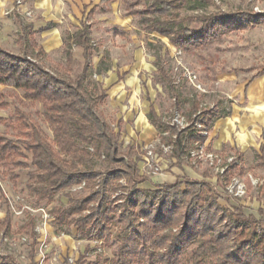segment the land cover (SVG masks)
<instances>
[{"label": "trees", "instance_id": "obj_1", "mask_svg": "<svg viewBox=\"0 0 264 264\" xmlns=\"http://www.w3.org/2000/svg\"><path fill=\"white\" fill-rule=\"evenodd\" d=\"M210 4L213 2L208 0H135L125 3V11L137 18L140 30L165 38L187 53L207 47L225 33L243 30L246 25H264V15L223 13L217 8L181 16L187 5L204 9ZM17 21L19 52L11 53L0 45V86L21 92L19 105L5 118L0 117V125L13 133V138L0 134V176L16 185L18 170L25 169L29 161L33 170L28 172V193L34 197V206L53 204L50 214L56 232L72 228L86 239L96 230V237L104 240L111 252V258L97 256L88 264H264L263 209L258 210L257 218L245 214L240 206H221L213 186L204 180L176 179L153 189L140 187L145 179L139 173V156L132 147L121 149L119 130L101 112L106 93L92 81L89 60L93 48L87 26L66 34L64 64L52 72L39 61L43 54L31 27ZM72 45L84 49L86 60L75 79L71 77ZM161 63L160 56H156L154 82L174 100L176 108L186 107L187 126L164 122L152 106L147 118L159 135L167 134L161 137L162 142L172 146V155L180 165L206 138L196 124L209 132L217 119L226 116V110L220 102L202 110L195 99H182ZM35 104L42 105L41 117L52 139L47 138L33 115L22 109ZM8 108L0 93V110ZM95 161L104 162L107 168L97 170ZM256 166L264 173V153L256 156ZM244 174L240 160L228 165L215 184H228L233 177ZM123 178L131 184H122ZM244 182L250 190V179L245 177ZM81 183V191H69ZM60 195L65 201L54 204ZM2 197L8 209L0 220V229L7 234L11 209ZM34 226L35 217L27 213L17 231L31 238V258L37 244ZM88 250L84 248L76 264L85 263ZM11 261L10 256L0 255V264Z\"/></svg>", "mask_w": 264, "mask_h": 264}, {"label": "rangeland", "instance_id": "obj_2", "mask_svg": "<svg viewBox=\"0 0 264 264\" xmlns=\"http://www.w3.org/2000/svg\"><path fill=\"white\" fill-rule=\"evenodd\" d=\"M20 1L23 5L26 2V0ZM133 1L135 0H123V2L119 3L116 8L117 14L122 16V18L120 17V19L123 20L121 26L126 30L124 38L119 39L112 34L113 29L118 28L119 26H101V29H97L95 23L92 26V38L93 46L97 49L99 56L105 51L108 53L109 59H107L105 64H108L110 67H115L121 72H123L125 67L130 68L136 66L138 74L133 77L132 82L140 85V98L142 100H144V98L149 100L150 98L145 89H147L146 86H153L152 76L156 71L154 64L156 56H160L162 62L161 65L179 90L181 98L187 100L195 99L198 103L199 109L203 110L210 108L212 105H217V103L220 102L222 107L225 108L226 114H228V111H230L233 106L243 104L244 98L241 88L245 80L258 74L264 67V25H255L253 27L246 25L243 30L225 33L219 39H214L207 47L187 53L169 44L165 38H160L157 35H147L144 31L140 30L137 25V18L127 17L125 14V3H131ZM208 1H212L214 5L210 4L204 9H193L192 5H187L181 10V16L202 14L204 12L215 10V8L223 13L242 11L256 16L264 15V0ZM1 3L2 0H0V20L4 18L9 19L13 23V30L10 31L8 35L0 31V45L9 52L17 54L19 49L17 45L14 44L17 28L16 23L13 20L12 11L15 7V0H10L6 4ZM140 7L141 5H139L137 9ZM85 21L88 23L90 22L87 18H85ZM99 23L104 24V21ZM135 58L137 59L135 60ZM34 59L38 60L37 58ZM56 62H62L59 55L41 61L40 63H42L49 71L54 72V63ZM97 79L100 80V78ZM97 79L96 76H92V81L97 82L99 88L103 89L102 84L97 81ZM153 89L154 91L149 92V94L151 93L154 95V107L159 117L163 121L171 123L175 120H184L186 107L183 106L181 108H176L175 102L166 92L162 91L159 86H153ZM0 93L3 94L4 101L9 104L7 110H0V117L5 118L13 111L15 106L19 105L18 101L21 92L5 86H0ZM127 95L130 97L132 92H127ZM22 109L31 113L39 123L47 138L52 139V133L49 126L41 117L42 105L35 104L33 106L23 107ZM101 112L111 124L116 126V118L114 117L115 113L108 104H104L101 107ZM0 134L7 138H13L11 130L6 129L2 125H0ZM209 136L210 135L208 134L206 138H209ZM153 141H155L154 137H149L146 140H139L132 136L128 137L127 135L121 134L119 144L122 150L127 146L133 148V146H135L134 144H137L135 152L139 154L141 159L145 155V147ZM203 146L204 145H202V147ZM203 150L205 151L204 147ZM154 152L157 156V162L159 161V175H172L170 169L174 165V161L172 160L171 153L163 152L159 146H156ZM217 153L222 160L225 159L224 157L226 154L230 155V151L227 149ZM184 162L183 166L193 169L203 176L202 180L211 183L215 192L219 196L218 202L221 206L227 204L230 206H240L243 208L245 214H253L257 218L259 217L258 210H264V187L260 188V182L264 183V173L257 168L254 153L250 154V156H243L241 162L244 165L245 174L240 179L244 182L245 177H251L254 182L258 183L252 185L250 190L245 188V194L240 198L228 196L225 189L227 184H219L218 186L215 184L223 174L216 173L214 168L205 160H197L194 164L193 160L191 161L190 159L184 160ZM27 164L28 166L25 169L18 170L20 178L14 186L8 180L0 176V220L5 217L8 209L7 203L2 196L4 195L8 202L11 201V205L8 203L11 209V224L10 230L6 231L9 243L2 246L5 253H12L10 255L12 258L10 264H29L30 262L35 264L34 259L30 257L31 248L28 249L18 241V237L21 234L17 233V231L25 223L27 213H15L19 209V203L14 201L15 198H23L30 207H33L34 205V197L30 196L27 190L28 172L32 171L33 167L29 164V161H27ZM94 165L97 170H105L107 168V165L102 161H95ZM139 173L145 181L153 176L150 172H145L144 169H142V165ZM204 174L209 176L205 178ZM121 183L130 185L131 181L123 178ZM64 201V196L60 195L55 198L54 204ZM36 223L37 225L39 224L38 218ZM52 230H54L53 226ZM0 232H3V230L0 229ZM52 232L55 234L54 231ZM258 232L259 231H257V233ZM25 237H29V235H26ZM51 238H53V236H51ZM44 239L46 238L44 237ZM29 240L31 241V239ZM52 242L53 241H51L49 237L45 240L47 251L44 264H57L52 262L53 253L59 255V264H63L67 255L72 251V242L68 239L56 243ZM89 251H91L90 248L88 252ZM7 256L9 257V255ZM23 256L25 259H22ZM96 257L95 254H90L84 264L93 262ZM111 257V252L106 249L105 255L102 258L105 259Z\"/></svg>", "mask_w": 264, "mask_h": 264}, {"label": "crops", "instance_id": "obj_3", "mask_svg": "<svg viewBox=\"0 0 264 264\" xmlns=\"http://www.w3.org/2000/svg\"><path fill=\"white\" fill-rule=\"evenodd\" d=\"M8 1L10 0H2V3L6 4ZM121 2L123 0H110L109 2L103 0H26L19 11L29 10L32 15L30 18H26L16 11L13 12V20L17 28L16 38L19 31L17 21L19 19L24 24H28L31 27V32L34 33V39L43 54L42 58L39 59L40 62L59 55L62 62L54 63L55 70L60 65L62 66L65 61L63 50L66 34L72 35L83 26H87L88 36L93 48L89 65L96 79L100 78L97 81L102 84V90L106 93L105 104H108L115 113L116 126L112 124V127L115 130H119L120 135L132 136L139 140L154 137L155 141L150 143L159 140L163 143L161 137L167 136V134L159 135L147 118L150 106L154 108L158 115L154 107V95L149 94V92L154 91L153 86H159L164 91L162 86L154 82L156 71L152 76L153 86H146L147 89H145L150 98L149 100L145 98L142 100L140 98V85L132 82L133 77L138 74L136 66L125 67L123 72L115 67H110L108 64H105L107 59H109L108 53L105 51L99 56L97 49L93 46L92 26L94 23L97 29H101V26H119L113 29L112 34L119 39L125 37L126 30L121 26L123 20L120 17L122 18V16H119L116 12L117 5ZM126 16L133 17L127 14ZM85 18L89 19L90 22H86ZM102 21H104V24L99 23ZM12 25L13 23L9 19L4 18L0 20V31L8 35L13 30ZM16 38L14 40L15 45H17ZM17 47L19 49L18 45ZM71 57L73 59L71 77L75 79L82 72L86 63L84 49L80 46L72 45ZM102 60L103 63L99 65ZM97 69L100 71L96 73ZM129 91L132 92L130 97L127 95ZM241 92L244 98L243 104L233 106L225 117L217 119L208 133L210 135L209 138H205L204 144H201L204 145L206 153L218 157L219 154L217 152H221L224 149L229 150L230 155L224 154V158L233 157L237 161V164L245 155L250 156V154L254 153L256 160L257 155L264 153V67L258 74L245 80ZM184 122L187 124L185 117ZM134 145L133 148L136 151L137 144ZM137 155L139 156V154ZM171 156L174 161V165L170 169L172 175H153L150 179L141 183L140 187L153 189L157 185L173 183L176 179L197 181L203 179L201 174L183 166L184 160H188L187 158L178 165L172 152ZM157 163L159 164V161ZM141 165L142 158L138 162L139 170L141 169ZM262 184L264 183L260 182V185Z\"/></svg>", "mask_w": 264, "mask_h": 264}, {"label": "built area", "instance_id": "obj_4", "mask_svg": "<svg viewBox=\"0 0 264 264\" xmlns=\"http://www.w3.org/2000/svg\"><path fill=\"white\" fill-rule=\"evenodd\" d=\"M22 2L20 0H15V7L12 10L13 12L20 13L21 15L25 16L26 18H30L32 13L29 10H25L23 12H20L19 9L22 7ZM172 124H175L181 128H184L187 126L185 124L184 120H175L172 122ZM196 128L202 130L201 135L207 136L208 132L204 129H202L201 125L196 124ZM156 146H159L163 152L171 153L172 152V146L165 145L159 141H156L154 143H150L145 147V155L142 157V169H144L145 172H150L151 175H159L160 174V168L157 163L156 155H155V148ZM188 159L191 161L193 160V164L200 159L205 160L209 163L211 167L214 168L216 173L223 174L230 164H237V161L235 158L230 157L222 160L220 157L206 153L203 150L202 145H196L194 149H192L189 152ZM195 160V161H194ZM252 185H256L258 182H254L251 177L249 178ZM84 188V183H81L78 186L72 187L69 191L71 193H77L81 191ZM245 182H243L240 177H233L230 182L226 186V193H228V196L230 197H238L240 198L245 194ZM16 203H19V209L15 213L22 214L23 212H26L30 214L31 216L35 217V226L33 232L36 234V246L34 248V256L33 259L35 261V264H44L46 260V249L47 246H45V240L47 237L53 241L52 243L60 242L61 240H70L72 242V251L67 255L65 261L63 264H76L77 259L79 255L84 251L85 247H89L91 251H87L85 253V261L87 260V257L90 256V254H95L96 256H100L101 258L105 255V244L104 240L98 239L96 237V230H92L89 238H82L75 229H69V230H63L60 232H56L55 228L52 230V215L50 214V211L53 207V204H40L38 206L30 207L27 205L25 200L23 198H15L14 200ZM11 205V201L8 202ZM39 220V224L37 225L36 220ZM41 225V226H40ZM54 227V226H53ZM48 228V229H47ZM55 232V234L52 231ZM50 232V233H48ZM25 234H21L18 237V241L26 246L28 249L32 247V240L30 241L29 237H25ZM28 236V235H27ZM53 236V238H51ZM44 237L46 239H44ZM9 243L8 236L5 233L0 232V255H11V252H4L3 245ZM45 247V248H44ZM84 247V248H83ZM22 259H25L23 256ZM60 257L57 253H53L52 262L59 264ZM29 264H32L31 262Z\"/></svg>", "mask_w": 264, "mask_h": 264}]
</instances>
